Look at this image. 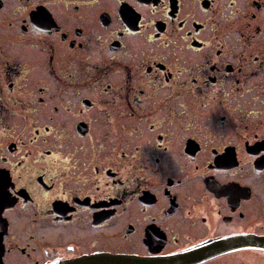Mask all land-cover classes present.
<instances>
[{
	"label": "flooded vegetation",
	"instance_id": "obj_1",
	"mask_svg": "<svg viewBox=\"0 0 264 264\" xmlns=\"http://www.w3.org/2000/svg\"><path fill=\"white\" fill-rule=\"evenodd\" d=\"M0 264H264V0H0Z\"/></svg>",
	"mask_w": 264,
	"mask_h": 264
},
{
	"label": "snow or ice",
	"instance_id": "obj_2",
	"mask_svg": "<svg viewBox=\"0 0 264 264\" xmlns=\"http://www.w3.org/2000/svg\"><path fill=\"white\" fill-rule=\"evenodd\" d=\"M130 23H133V24L135 23V17L134 16L130 19Z\"/></svg>",
	"mask_w": 264,
	"mask_h": 264
},
{
	"label": "rangeland",
	"instance_id": "obj_3",
	"mask_svg": "<svg viewBox=\"0 0 264 264\" xmlns=\"http://www.w3.org/2000/svg\"><path fill=\"white\" fill-rule=\"evenodd\" d=\"M116 78H118V76H115ZM101 123V122H100ZM103 125V124H102Z\"/></svg>",
	"mask_w": 264,
	"mask_h": 264
}]
</instances>
